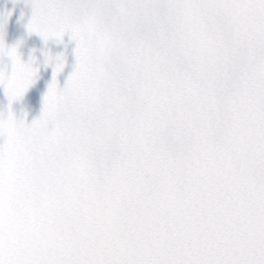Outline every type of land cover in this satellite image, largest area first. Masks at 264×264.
Returning <instances> with one entry per match:
<instances>
[{
  "label": "snow or ice",
  "instance_id": "6c2138e0",
  "mask_svg": "<svg viewBox=\"0 0 264 264\" xmlns=\"http://www.w3.org/2000/svg\"><path fill=\"white\" fill-rule=\"evenodd\" d=\"M16 2L0 264H264V0Z\"/></svg>",
  "mask_w": 264,
  "mask_h": 264
},
{
  "label": "water",
  "instance_id": "95a60500",
  "mask_svg": "<svg viewBox=\"0 0 264 264\" xmlns=\"http://www.w3.org/2000/svg\"><path fill=\"white\" fill-rule=\"evenodd\" d=\"M23 7L22 3L16 2L14 0H0V13L9 11L15 8V12L11 17V21L8 26V42L11 43L15 38L24 35L23 28L16 24V19L19 15L20 9ZM67 39V38H65ZM41 46L40 39L36 36H31L26 38V44L23 49L25 56L27 55L28 48ZM54 51L58 50L55 45H50ZM42 79L37 83L35 87L29 90L24 99L20 102H15L13 104V109L16 114L19 116L21 108H24L28 112V120L31 121L33 117L39 115L40 111V94L45 90V82L50 77V70L42 72ZM7 108V99L3 93V90L0 89V110L6 111ZM29 166L32 167V162L29 161ZM46 235L50 238L56 235V228L51 226L47 229Z\"/></svg>",
  "mask_w": 264,
  "mask_h": 264
}]
</instances>
